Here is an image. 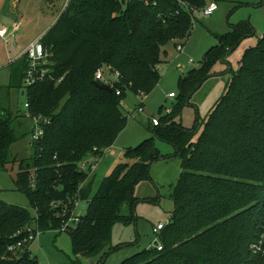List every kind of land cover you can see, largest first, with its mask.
I'll use <instances>...</instances> for the list:
<instances>
[{
	"label": "trees",
	"instance_id": "obj_1",
	"mask_svg": "<svg viewBox=\"0 0 264 264\" xmlns=\"http://www.w3.org/2000/svg\"><path fill=\"white\" fill-rule=\"evenodd\" d=\"M181 1L190 10L209 3ZM190 10L176 0H70L39 39L48 53L43 76L24 86L28 61L25 55L17 59L27 113L40 117L43 135L30 143L31 157L17 164L15 190L27 207L0 200V264H38L26 230L58 232L82 201L85 212L74 215L76 224L64 231L75 257L70 264L80 256L102 264L114 249L105 251L112 228L130 220L120 214L121 206L134 205L135 186L150 179L151 163L162 157L154 138L170 144L179 160L169 194L173 210L156 234L162 249H144L119 264H264V33L244 50L237 70H229L225 90L197 136V122L184 128L176 111L213 66L252 34L249 25L216 37L201 66L178 80L171 112L158 117V126L150 122L151 137L126 148L123 162L96 189L92 175L81 169L126 127L121 102L127 93L147 96L157 86L166 47H177L191 32ZM100 67L107 75L118 73L110 93L92 85ZM14 120L8 108H0V170L17 161L9 158L18 140ZM22 126L21 136L29 135ZM22 241L21 251L8 250Z\"/></svg>",
	"mask_w": 264,
	"mask_h": 264
},
{
	"label": "rangeland",
	"instance_id": "obj_2",
	"mask_svg": "<svg viewBox=\"0 0 264 264\" xmlns=\"http://www.w3.org/2000/svg\"><path fill=\"white\" fill-rule=\"evenodd\" d=\"M210 1L216 3L217 9L210 16H204L202 12L194 16L189 36L179 43L182 50L177 51L172 45L166 47L168 54L159 66V82L152 92L144 97L127 93L122 101L121 110L127 119L126 127L101 159L94 158L93 161L97 162L95 174L93 178L89 177V181L94 182L93 189L123 162V152L126 148L135 147L151 137L148 131L151 118L160 117L166 108L173 106L180 92L178 80L192 69L201 66L204 53L216 43V37L231 31L238 24H247L252 34L242 39L238 46L226 55L225 60L220 59L211 69L210 76L187 100L177 106V117L184 128L189 129L197 122V136L207 114L225 90L226 71L228 68L237 70L244 50L254 46L264 33V0L208 2ZM64 3L65 0H0V29L14 30L13 37L9 34L5 38L0 37V108H8L15 117L13 127L18 136L17 142L9 151V158L16 157L17 161L0 170V200L20 207H27V201L15 190L14 180L18 162L28 160L33 153L30 145L33 124L31 119L26 117L27 97L24 89L19 87L22 82L21 61L16 59L30 41H39L54 23ZM105 76L108 77L106 74ZM169 93L174 94V97L169 98ZM140 102L142 112L137 111ZM20 125H23L26 132L29 130L30 134L22 137ZM152 143L162 155V159L151 163L150 179L135 186L134 196L137 201L134 205L131 207L124 203L121 206L120 214L130 217V220L126 224L118 223L112 228L105 251L114 249L107 253L102 264H119L135 253L154 247L158 239L152 234V229L157 224L168 223L173 210L169 194L180 172L179 160L174 157V149L170 144L158 138H154ZM85 208L86 203L82 201L72 210L74 215H78L83 214ZM29 250L31 255L36 257L38 264H70V261L75 259L69 238L64 232L46 231L39 234ZM97 259L80 256L78 264H93Z\"/></svg>",
	"mask_w": 264,
	"mask_h": 264
},
{
	"label": "built area",
	"instance_id": "obj_3",
	"mask_svg": "<svg viewBox=\"0 0 264 264\" xmlns=\"http://www.w3.org/2000/svg\"><path fill=\"white\" fill-rule=\"evenodd\" d=\"M70 0H65V3L62 7V10H64L68 4H69ZM176 2L180 5V7L190 10L188 9V7L181 1V0H176ZM217 9V5L215 2H209L202 10H194L191 9V15L194 18V16L198 13L202 12V15L204 16H210L212 15L215 10ZM10 35V37L13 36L14 34V30L11 31H7L4 28L0 29V37L5 38L7 35ZM177 51H180L182 49V47L180 45H178L176 47ZM27 58L28 61V68L27 71L25 72V77H24V81L23 84L24 86H30L31 84L34 83L35 79L40 78L43 76V74L45 73V69L40 68L41 65H45L46 63V58L48 56V53L46 52V50L44 49V47L40 44V41H36L33 42L32 44H30L24 51V54ZM106 71L104 70V68L100 67L96 70L95 74H94V81L96 82H100V84H105L108 85L110 87V85H112L118 77V73L116 72L113 75H109L108 77L105 76V74L107 75V73H105ZM116 94L119 95V91H116ZM138 97H144V96H138ZM169 98H173L174 94H168ZM122 105V102H121ZM25 108L27 110L28 105L27 103L25 104ZM137 111L138 112H142V102L139 103L138 107H137ZM171 112L170 108H166L165 109V114H168ZM26 117L31 119V122L33 124V130L31 133V143L37 141L42 135H43V129L41 127V119L40 117H29V114L26 112ZM43 123H48V121L46 119H42ZM152 126H158L159 125V120L158 118H151L150 120ZM105 151V150H104ZM81 169L84 170L86 173L90 174L93 170H94V165H91L90 162H85L83 164H81ZM67 213L68 210L66 209ZM65 213V210H64ZM74 213V211H73ZM71 212L69 218L67 219V221H65L63 223V225L61 226V228L58 230V232H64L66 230L67 227L69 226H73L76 224L77 222V217L73 216V214ZM164 225L162 224H158L156 225V227H154L152 229V234L156 236V234L158 233L159 230H161L163 228ZM26 234H27V238L26 241L29 242V247L31 246L32 242L35 241V239L38 237V235L40 234L39 230L36 228H28L26 230ZM24 246V242H18L16 245H12L8 248L9 251H13V250H19L21 251ZM154 247L160 251L162 249L160 243L158 241L155 242Z\"/></svg>",
	"mask_w": 264,
	"mask_h": 264
},
{
	"label": "crops",
	"instance_id": "obj_4",
	"mask_svg": "<svg viewBox=\"0 0 264 264\" xmlns=\"http://www.w3.org/2000/svg\"><path fill=\"white\" fill-rule=\"evenodd\" d=\"M42 33V32H41ZM13 36H14V34H13ZM12 36V37H13ZM42 37V36H41ZM40 39V38H39ZM36 41H38V39L37 40H33V41H30L27 45H25L23 48H22V50L19 52V57L18 58H20L23 54H24V51H25V49L30 45V44H32L33 42H36ZM182 50V49H181ZM166 51V55H165V57H164V59H163V61L164 60H166V57H167V49L165 50ZM17 58V59H18ZM16 59V60H17ZM182 68V67H181ZM169 94H171V93H169ZM131 113V112H130ZM149 127H150V125H149ZM107 150H110V147L108 148V149H106L105 151H107ZM104 151V152H105ZM104 152H103V154H102V156H100L99 158L101 159L102 157H103V155H104ZM94 160V158H92L91 160H90V164L91 165H94V170L90 173V175H93L92 177H90V178H93L94 177V174H95V167L97 166V162L96 161H93ZM119 160H120V158H119ZM94 181V180H93ZM94 183V182H93ZM158 225V224H157ZM154 227H156V226H154Z\"/></svg>",
	"mask_w": 264,
	"mask_h": 264
},
{
	"label": "water",
	"instance_id": "obj_5",
	"mask_svg": "<svg viewBox=\"0 0 264 264\" xmlns=\"http://www.w3.org/2000/svg\"><path fill=\"white\" fill-rule=\"evenodd\" d=\"M229 54V52H227L226 53V55H228ZM220 61H223V59H221ZM229 68H228V70L226 71L227 73H226V78L228 79L229 77H230V75H229ZM92 85L94 86V87H96V88H98V89H100V90H103V91H106V92H108V93H110L111 92V88L108 86V85H105V84H99V83H97L96 81H93L92 82Z\"/></svg>",
	"mask_w": 264,
	"mask_h": 264
}]
</instances>
